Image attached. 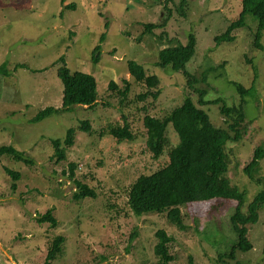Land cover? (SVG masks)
<instances>
[{
  "label": "rangeland",
  "instance_id": "rangeland-1",
  "mask_svg": "<svg viewBox=\"0 0 264 264\" xmlns=\"http://www.w3.org/2000/svg\"><path fill=\"white\" fill-rule=\"evenodd\" d=\"M185 1L181 13L180 0H64L63 4L61 0H0V64L6 61L9 68V74L0 73V146L11 144L32 160L30 165L7 155L0 160V264H45L56 234L65 237L63 251L49 264L155 262L156 228L172 237L168 247L178 260L169 264H185L188 254L193 255L194 264H264V205L248 228L252 248L235 249L233 258L225 254L221 260L236 240L227 226L235 199L183 205L184 229L169 223L164 212L137 215L127 202L135 179L166 161L165 153L151 157L141 120L145 114L162 117L190 92L181 72L155 63L162 46L185 42L189 31L197 36V51L186 66L199 78L207 70L211 98L220 94L224 99H237L239 94L229 80L246 87L255 83L258 101L245 107V132L233 147L227 175L231 184L247 189L248 199L264 188V157L256 174L258 182L242 172L254 147L264 146V52L249 46L254 24L251 30L248 26L234 29L233 40L217 44L215 34L238 16L241 0ZM70 3L73 6L64 7ZM162 20L161 27L143 30V22ZM60 55L71 72L84 71L95 77L98 98L92 107L74 105L33 123L30 119L40 109L61 106ZM131 58L147 74L157 76L155 99L149 95L139 98L146 89L128 71ZM221 77L228 85L225 79L219 83ZM111 80L120 90L125 80L129 82L124 97L108 87ZM199 85L206 86L201 80ZM202 107L215 126H225L217 105ZM81 120L89 122L90 133L77 129ZM124 122L133 133L132 140L118 142L102 134L108 124ZM69 127L76 129L73 144L65 148V158L57 160L51 139H62ZM166 134L173 144L176 136L169 124ZM69 162L76 165L75 178L95 189V197L73 196L77 187L68 176ZM7 167L20 173L16 188L11 186ZM48 208L57 219L55 226L38 220Z\"/></svg>",
  "mask_w": 264,
  "mask_h": 264
},
{
  "label": "trees",
  "instance_id": "trees-1",
  "mask_svg": "<svg viewBox=\"0 0 264 264\" xmlns=\"http://www.w3.org/2000/svg\"><path fill=\"white\" fill-rule=\"evenodd\" d=\"M64 3V0H61ZM185 0H180L179 10L184 12L186 6ZM73 4H64V7H71ZM254 24V28L251 27ZM163 24L160 22H143V30L153 31L152 28ZM108 25V22H105ZM243 26L250 28V48L258 49L264 52V0H241L238 16L226 24L223 31L215 34V43L223 40L231 41L235 38L233 30ZM105 31L100 34L102 41L105 37ZM160 34V33H159ZM197 36L193 31H189L185 42H176L162 46L158 51V58L155 63L160 67H168L170 71L181 72L186 78L187 87L190 89L186 93L182 103L173 107L162 117H153L145 114L142 117V126L145 131V147L151 153V157L156 159L163 153L166 155V161L157 170L149 174L139 175L128 189L127 202L132 211L141 215L149 212H164L167 221L180 229H184L187 223L184 220L186 214L181 207L193 201L209 199H231L236 200L233 211L228 216L227 226L234 232L235 243L230 247L228 253L234 257L235 249L242 251L252 248V241L247 232L249 225L254 223L259 215L260 208L264 205V188L258 190L250 199L247 196V189L240 188L236 184H231L227 175L233 155V147L238 145L243 138L245 127L244 122L247 118L245 111L246 105L251 101H258L257 89L253 82L249 87L244 86L239 81L229 80L239 97L237 99H224L220 94L212 97L208 93L207 70L199 78L197 74L188 70L186 63L196 54ZM99 45L94 47L97 51ZM95 53V58H97ZM60 63L57 67V76L59 77L62 89V103L60 107L46 106L30 119L31 122H38L47 116L60 111H69L74 105H88L92 107L97 100L96 79L91 73L74 70L70 71L64 56L60 55ZM249 62L251 57H248ZM128 71L134 80L145 87V92L139 96L140 99L149 95L155 99L159 94L156 88L158 78L155 74H147L141 63L135 59L127 61ZM220 66L223 62L219 63ZM254 70L255 66L253 65ZM0 73L9 74L7 62L0 64ZM219 83L225 77L218 78ZM205 83L206 86H200L199 83ZM124 88L120 90L116 83L111 80L108 84L110 89H118L123 97L129 90V82L124 81ZM226 82V79L224 83ZM223 88V86H222ZM230 88V87H229ZM197 95V98L194 96ZM207 104L217 105L218 115L223 117L225 126H215L211 121L207 111L202 107ZM170 125L176 136V141L170 144L166 134V126ZM85 132H91V126L87 120L78 122V128ZM74 127L67 128L62 139H51L54 147V155L57 160L65 158V148L73 144ZM103 132V133H102ZM102 134L113 136L116 141L132 140L134 138L129 125L124 122L123 125L108 124L102 129ZM100 133V135H102ZM7 155L24 161L27 165L32 160L25 157L23 151L16 149L11 144L0 146L1 157ZM264 157V146L257 145L253 149L252 156L245 163L242 172L249 180L257 181L256 174L260 170V161ZM12 174V188H16V181L20 173L6 168ZM74 162L68 163V176L73 180L77 190L74 191L75 198L85 196H96L93 187L80 182L75 178ZM245 205V206H244ZM244 206V207H243ZM39 221H49L51 226L57 224L56 217L48 208L38 217ZM155 242L152 245L153 254L156 256L155 262L145 264H169L178 260L168 247L171 235L166 233L163 228L154 230ZM133 233L130 235V239ZM64 235L56 234L47 250L45 264H49L58 254L63 251ZM185 264H194L192 254H188Z\"/></svg>",
  "mask_w": 264,
  "mask_h": 264
}]
</instances>
